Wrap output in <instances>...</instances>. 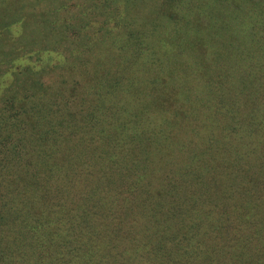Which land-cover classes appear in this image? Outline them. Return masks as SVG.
<instances>
[{
	"label": "trees",
	"instance_id": "16d2710c",
	"mask_svg": "<svg viewBox=\"0 0 264 264\" xmlns=\"http://www.w3.org/2000/svg\"><path fill=\"white\" fill-rule=\"evenodd\" d=\"M198 5L0 0V264H264V0Z\"/></svg>",
	"mask_w": 264,
	"mask_h": 264
},
{
	"label": "rangeland",
	"instance_id": "374dc122",
	"mask_svg": "<svg viewBox=\"0 0 264 264\" xmlns=\"http://www.w3.org/2000/svg\"><path fill=\"white\" fill-rule=\"evenodd\" d=\"M210 0H199V5H198V9L200 10L201 14L202 15H205L208 13V8H207V3L209 2ZM211 1H214V0H211ZM217 1V0H216ZM52 2V1H51ZM117 7H120L121 4L120 2L117 1V3H115ZM242 4V3H241ZM49 3L48 2H44L40 7L39 9H41L42 7H46L48 6ZM244 5V4H243ZM264 7V6H263ZM264 10V9H263ZM260 22H263V19L260 20ZM88 24H95L96 25V22H93V21H90ZM87 24V25H88ZM262 26L264 27V22L262 23ZM41 44V43H40ZM41 48V47H40ZM62 52L63 51H66L63 47H60V49ZM45 52H48V51H43V50H39L38 47L34 46L33 48H31L29 51H27L26 54H30L31 56H34V58H37L38 56L41 57ZM60 53H55L53 54V58H51L50 63H54L58 60V58L60 57L59 56ZM23 57H19V59H17L16 62H18L19 60H21ZM44 60L40 59V60H34L33 62L37 65L41 64ZM45 63V62H44ZM5 78V76H1L0 77V81H3V79ZM28 160V159H27ZM40 164H43V162H40ZM25 246H27V244L23 243Z\"/></svg>",
	"mask_w": 264,
	"mask_h": 264
}]
</instances>
